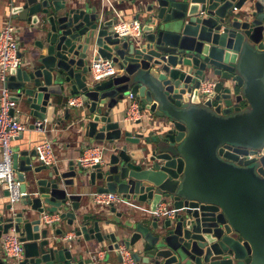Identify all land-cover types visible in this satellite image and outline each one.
<instances>
[{"label":"water","instance_id":"water-1","mask_svg":"<svg viewBox=\"0 0 264 264\" xmlns=\"http://www.w3.org/2000/svg\"><path fill=\"white\" fill-rule=\"evenodd\" d=\"M8 2L29 27L10 98L53 123L54 95L80 97L59 99L56 124L76 116L105 161L62 170L14 150L22 197L0 199V241L18 234L24 257L0 248V264H264V0ZM113 2L137 12L141 35L113 31ZM99 56L117 67L101 81ZM130 93L144 113L134 122L120 117ZM96 192L123 206L82 208ZM161 203L173 214L157 215ZM61 224L74 235L55 237L70 231Z\"/></svg>","mask_w":264,"mask_h":264},{"label":"built area","instance_id":"built-area-1","mask_svg":"<svg viewBox=\"0 0 264 264\" xmlns=\"http://www.w3.org/2000/svg\"><path fill=\"white\" fill-rule=\"evenodd\" d=\"M115 24L113 31L120 36L136 37L141 35V21L138 19H127L123 16V11L110 3ZM19 40L17 35V26L12 19L7 20L0 31V183L9 191L7 196L10 201L21 199L20 182L17 180L16 172L12 165V146L11 142L18 135L22 134L28 125L20 120V109L17 102L10 98V91L4 86L7 76L11 69L22 65L23 60L19 56ZM117 72V67L111 59L97 57L92 60L91 74L95 80L101 81L109 78ZM210 86H204L206 89ZM128 105L126 108L124 120L134 122L144 117L140 109L139 98L130 93L127 97ZM82 103L78 96H71L67 101L68 107H75ZM34 128L37 131L47 133L46 121L37 119L34 122ZM38 161L44 165L53 166L57 158L53 141L44 139L36 146ZM252 157V155H249ZM84 167H92L102 164L105 161V152L100 145H87L82 154L77 159ZM123 200L122 194L118 192L93 193V201L98 207L110 208L113 205H119ZM157 215H172L173 211L167 208L165 203H161L155 212ZM44 220L53 222L57 215L44 214ZM2 253L14 260H21L24 257V246L20 236L16 233H9L2 237L0 241ZM129 256V253L126 252Z\"/></svg>","mask_w":264,"mask_h":264},{"label":"crops","instance_id":"crops-1","mask_svg":"<svg viewBox=\"0 0 264 264\" xmlns=\"http://www.w3.org/2000/svg\"><path fill=\"white\" fill-rule=\"evenodd\" d=\"M8 1L9 0H0V31L5 25L6 21L12 19L15 25L17 26V35H18V40L20 42L28 36L29 27L24 22L13 19L11 13L8 10V7H9ZM90 1L92 5H95L96 3L95 0H90ZM113 3L116 5V7H118L119 9L123 11V16L125 18L138 19L139 21H141V18L137 17L136 11L124 9V7H122L119 3H115V2ZM71 96L72 95L70 94L62 96V97L59 95L53 96L54 103L58 102V105L56 106V112L54 114L55 121L53 123L46 122V127L48 129L47 133L37 131L35 128H33L32 124H34V122L38 118H35L34 116H32L29 110L23 105V103L17 102L18 108L20 109V120L23 123L27 124L28 128L22 134L18 135L15 139L12 140L11 142L12 150L14 151L18 148L33 149V148H36V146L39 143H41L44 139L46 138L50 139L51 141H53L55 154L57 158L55 165L61 166V164H64V167L62 168V170H66L68 163L71 160H77L78 157L82 154L84 147H86L87 145H99V143L96 141H90V140L84 139V136L82 134L83 127L80 126L78 123H76L77 118L74 115H72L70 119H67L65 123L60 124V125L56 124L58 117L63 116L65 112L63 106L59 105V102H61V100L59 99H64L62 101H64V105H67V101L69 97ZM126 108H127V105L122 110L120 117L123 118L125 116ZM2 156H3L2 152L0 151V159L2 158ZM5 190L6 189L3 186V184L0 183V199L8 201L9 200L8 197L5 196ZM85 202H87L86 199H85ZM86 206L88 207L94 206L95 208H101L95 204V202L93 201V198H91V203H85V205H82V208L86 209ZM117 206L121 208L123 205L119 204ZM104 211H107L110 216L112 215L109 209L104 208ZM89 212L92 213L95 211L90 209ZM56 227H59V224H57ZM60 227L67 228L68 230H70L66 224H64L63 226L61 224ZM54 235L55 237L59 236L60 238L72 237L74 235V232L70 230V231L64 232L61 235H56L55 233ZM100 249L101 248H99L98 254L102 256L104 253H102V250Z\"/></svg>","mask_w":264,"mask_h":264}]
</instances>
